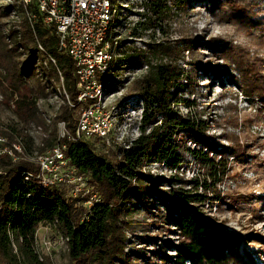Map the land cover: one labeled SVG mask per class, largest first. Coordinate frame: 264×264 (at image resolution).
<instances>
[{"label": "trees", "instance_id": "trees-1", "mask_svg": "<svg viewBox=\"0 0 264 264\" xmlns=\"http://www.w3.org/2000/svg\"><path fill=\"white\" fill-rule=\"evenodd\" d=\"M168 2L144 0L143 5L148 13L154 14L155 21L163 22L169 12ZM174 2L182 9L184 0ZM5 9L1 15L3 17L8 15L10 8ZM15 10L22 15L19 28L9 29L6 34L0 30V67L1 71L4 70L3 74L0 72V87L8 92L6 99L12 103L10 108L19 122L43 127L47 137L42 140V146L35 145L28 134L13 125L0 128V134L9 140L20 138L29 154L34 151L41 153L56 143L59 122H63L67 130H74L76 115L81 107L77 103L75 66L66 53L59 51L58 36L53 26L44 25L39 15L31 24L20 4L16 5ZM27 11L37 13L34 5L28 6ZM211 11L218 20L240 24L249 22L246 12L232 0H214ZM227 15L232 19H222ZM143 19L134 28L133 35L150 28L148 17ZM119 25L120 21L116 19L113 27ZM214 42L210 39L208 45L201 44L199 40H180L173 45L169 41L148 43L144 51H136L135 55L129 57L125 56L122 40L118 42L116 52L120 57L110 65L109 73L102 76V81L107 83L109 90L114 79L111 71L122 70L124 63L130 65L139 59L145 61V73L133 83V90L141 97L143 105L140 135L128 149L118 148L116 159L97 150L98 145L101 148L105 145L99 140L82 139L67 143L65 157L70 166L85 178L98 196L99 202L90 209L85 207L86 198L72 197L65 186L43 188L34 181L24 182L21 177L23 172L36 173L38 170L33 163L13 162L0 157V170L5 172L0 176V264H51L47 259L40 260L35 251L34 236L40 227L56 230L65 240L69 264H137L132 253H125L123 230L131 223L125 225L124 222L129 219L132 209L139 206L152 209L155 201L168 211L167 216L162 213L158 217L164 223H173L180 237L177 244L164 243L162 250L171 248L175 254L172 257L161 255L162 262L228 264L229 259L238 256L239 239L220 229L199 211L200 206L211 201L209 195L226 177V162L222 157L225 154L234 156L236 148L216 147L206 134L208 123L201 119L203 111L197 110L195 101L182 96L184 90L189 94L194 92L195 78L199 73L215 71L216 76L221 73L216 71L214 61L202 64L201 58H198L202 46H206L215 59H223L226 63L230 59L229 62L236 64L243 80L253 81L256 94H263L264 81L261 87L256 85L260 80L259 72L244 68L241 62L243 55L236 47H219ZM39 46L43 51L39 50ZM183 50L191 51L193 56L188 72L177 64ZM123 55L125 57H121ZM156 58L159 62L153 64L152 60ZM37 74L40 76L37 80H46L53 92L55 88L61 89L63 105L54 115L50 127L44 126V112L37 107L36 89L28 82ZM39 91L45 95L42 86ZM174 107L185 108L186 115L174 113ZM157 115L162 116L161 123L146 132V127L152 125ZM179 134L185 136L180 141L176 140ZM184 140L195 147L187 148ZM185 155L193 160L199 171L190 180L189 189L185 188L183 179L172 178L176 176L167 181L172 185L167 190L163 188L165 181L162 178L157 180L142 174L143 165L149 162L162 165L170 172L177 171L183 165L187 166ZM213 197L218 200L219 195L215 193ZM12 243L17 248L16 252Z\"/></svg>", "mask_w": 264, "mask_h": 264}, {"label": "rangeland", "instance_id": "rangeland-1", "mask_svg": "<svg viewBox=\"0 0 264 264\" xmlns=\"http://www.w3.org/2000/svg\"><path fill=\"white\" fill-rule=\"evenodd\" d=\"M114 1L115 4H120L117 5L120 25L116 28L117 37L124 44L125 56H133L136 51H144L148 43L161 44L169 41L173 45L180 40H199L201 44L208 45L210 39H213L214 44L219 47L226 45L236 47L239 54L243 55L241 62L244 68L249 67L259 72L260 80L256 85L261 87L264 81V0H232L249 17V22L241 24L218 20L211 11L214 0H184L182 9L176 6L174 0H169L167 3L169 12L163 22L155 21L154 14L147 12L143 5L144 0ZM16 5L15 0H0V30L4 34L9 29H18L20 26L22 15L18 10L14 11ZM5 8L10 9L8 15L3 17L1 15ZM143 17H148L150 28L135 31L139 35H133L136 25L141 20L144 21ZM222 19L232 17L227 15ZM250 21L257 25H252ZM138 36L140 38H137ZM198 52L202 64L214 61L216 71L221 73L219 76L215 75V71L208 74L199 73L195 78L194 92L189 94L184 90L182 97L195 101L197 110L203 111L201 119L207 120L206 134L214 145L218 148L233 147L237 152L234 156L225 154L222 157L226 162V177L213 194L209 195L212 197L211 201L200 206L199 211L220 229L239 239L238 256L229 259L228 264H264V85L263 94L258 95L253 81H244L238 66L229 62L230 59L228 63L220 58L216 60L206 46H202ZM180 57L178 66L186 72L190 71L193 58L191 51L183 50ZM24 58L25 56L21 59ZM38 62H41V59H38ZM157 62L158 58L152 60L153 64ZM124 64L122 70L112 72L113 84L104 97L122 114V121L126 123L124 130L128 137L126 144H131L140 135L143 110L141 97L133 90V83L147 68L143 59L130 63L131 66ZM3 71L0 67L2 74ZM37 77L40 76L38 74L36 77L32 76L28 82L36 89L37 107L44 112V126L50 127L54 115L63 105L61 89L55 88L53 92L46 84V80L38 81ZM41 86L45 95L39 91ZM7 95L8 92L0 87V128L5 129L6 125H13L18 130L26 131L37 127L33 123L22 125L19 122L10 108L12 103H8L6 99ZM173 112L185 116L187 110L183 107H174ZM161 121L162 116L157 115L152 125L146 127V132L159 125ZM41 128L43 130V127ZM184 137L183 134H179L176 140L180 141ZM184 141L187 148L195 147L188 140ZM100 148L98 145L97 150L117 158V145L105 144L104 149ZM184 158L187 166L183 165L177 171L170 172L162 165L149 162L143 165L142 174L157 180L162 178L165 181L163 188L167 190L172 188L167 181L176 176L172 178L183 179L185 188L189 189L190 180L199 171L190 157L185 155ZM215 193L219 195L218 200L213 197ZM162 213L164 216L168 215L166 208L159 206L155 201L152 209H145L142 206L132 209L129 219L124 222L125 225L131 223L130 227L126 225L123 230L126 241L125 253H132L137 259L135 261L137 264H171L162 262L161 255L172 257L174 251L171 248L162 249L165 242L177 244L180 237L173 223H164L162 218L158 217ZM38 233L41 239L43 236L51 242L50 250L42 251L44 259L51 264H69L66 259L65 241L61 240L56 230L49 228L44 230L40 227Z\"/></svg>", "mask_w": 264, "mask_h": 264}, {"label": "built area", "instance_id": "built-area-1", "mask_svg": "<svg viewBox=\"0 0 264 264\" xmlns=\"http://www.w3.org/2000/svg\"><path fill=\"white\" fill-rule=\"evenodd\" d=\"M15 1L22 5L31 24L39 15L44 25L56 29L59 51L66 53L75 66L77 103L81 107L76 115L74 130H67L65 124L59 122L56 143L41 153L34 151L29 154L20 138L9 140L7 136L0 134V157H6L13 162L33 163L38 170L36 173L23 172L21 177L24 182L34 181L43 188L65 186L72 197L86 198V208L90 209L94 203L99 202L98 196L93 193L85 178L70 166L65 152L67 143L82 139L115 144L119 149H128L131 145L126 144L128 137L122 114L104 97L107 83L102 81V76L109 73L110 65L120 57L116 52L120 39L117 37V28L113 27L115 20L120 18L117 7L120 4H115L114 0ZM30 5L36 7V14L27 11ZM38 48L43 51L40 46ZM60 81L62 82L61 79ZM62 92L70 104L67 95ZM24 133L39 146H42V140L47 137L39 126L27 129ZM1 175H5V172L0 170ZM42 228L45 230L49 227ZM38 232L39 229L35 233L34 244L35 251L42 260V251H49L51 242L43 236L41 239ZM60 238L63 240L61 236ZM12 247L16 252L14 243Z\"/></svg>", "mask_w": 264, "mask_h": 264}]
</instances>
